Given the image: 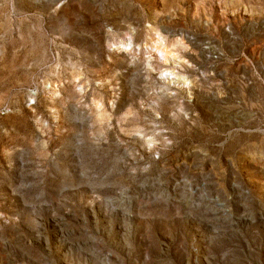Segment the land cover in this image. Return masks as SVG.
I'll return each instance as SVG.
<instances>
[{
    "label": "rangeland",
    "instance_id": "374dc122",
    "mask_svg": "<svg viewBox=\"0 0 264 264\" xmlns=\"http://www.w3.org/2000/svg\"><path fill=\"white\" fill-rule=\"evenodd\" d=\"M0 264H264V0H0Z\"/></svg>",
    "mask_w": 264,
    "mask_h": 264
},
{
    "label": "bare ground",
    "instance_id": "6f19581e",
    "mask_svg": "<svg viewBox=\"0 0 264 264\" xmlns=\"http://www.w3.org/2000/svg\"><path fill=\"white\" fill-rule=\"evenodd\" d=\"M159 37H160V36H159ZM157 40H160V39H157ZM160 41H161V40H160ZM160 41H159V42H160ZM159 42H156V43L154 42V43H155L154 46L156 47V46H158V45H159V46L162 45L161 43L159 44ZM126 44L128 45V43H126ZM163 44H164V43H163ZM127 45H126V46H127ZM150 46H151V45H150ZM119 48H120V47H119ZM156 48H157V47H156ZM160 48H161V47H160ZM162 48H163V47H162ZM157 49H158V48H157ZM152 50H153V49H152ZM154 50H155V49H154ZM165 50H166V49H165ZM169 51H170V50H169ZM157 52H158V51H157ZM170 52H171V51H170ZM159 53L161 54L162 59L164 60V62H165V61L167 62V60L172 59V57L169 56L166 52H161V51H160ZM157 55H158V54H157ZM172 56H174V55L172 54ZM159 59H160V57H159ZM173 60H174V59H173ZM170 61H171V60H170ZM171 62H173V61H171ZM162 74H163V73H162ZM164 75H165V74H164ZM164 75H163V76H164ZM165 76H166V75H165ZM163 78H164V77H163ZM166 78L168 79V81L170 80V81H172V82H174V83L177 81V78L175 77V73H174V75L171 74V73L168 74V75L166 76ZM166 78H165V79H166ZM184 79H185V78H184ZM185 80H186V79H185ZM168 81H167V82H168ZM169 83H170V82H169ZM174 83H173V84H174ZM181 83H182V86H184L185 84H187V82H185V83H184V82H181ZM183 84H184V85H183ZM174 85H175V84H174ZM178 85H179V84H178ZM185 86H186V85H185Z\"/></svg>",
    "mask_w": 264,
    "mask_h": 264
}]
</instances>
